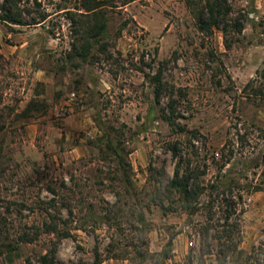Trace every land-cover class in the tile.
Masks as SVG:
<instances>
[{
    "label": "rangeland",
    "instance_id": "1",
    "mask_svg": "<svg viewBox=\"0 0 264 264\" xmlns=\"http://www.w3.org/2000/svg\"><path fill=\"white\" fill-rule=\"evenodd\" d=\"M229 3L228 49L188 0H0V264H218L210 199L161 206L150 169L173 178L174 145L203 185L245 189L241 248L264 261V99L245 94L264 84V0ZM237 125L249 146L222 170Z\"/></svg>",
    "mask_w": 264,
    "mask_h": 264
},
{
    "label": "trees",
    "instance_id": "2",
    "mask_svg": "<svg viewBox=\"0 0 264 264\" xmlns=\"http://www.w3.org/2000/svg\"><path fill=\"white\" fill-rule=\"evenodd\" d=\"M9 1V0H8ZM188 5L191 8L194 16H196L200 29L203 32H212L214 29L222 31L226 37V47L229 49L227 36L230 30L233 29L231 16L234 14V9L230 5L229 0H188ZM91 11L95 9H90ZM88 11V12H91ZM6 14L2 17V20L7 23H14L21 25L23 21L17 19L12 9H4ZM245 17L240 16L236 19L234 27L239 33H243L242 24ZM240 27V28H239ZM264 79V78H263ZM156 83H159V87L156 90V96L158 99L161 97L163 89H161V77L160 75L154 78ZM245 94L250 97H261L264 99V84L259 79L252 80L245 88ZM237 125L234 130L236 133L228 138L226 144L220 151L219 161L222 164L221 169L224 170L229 164L240 154L237 149L245 150L249 146V133H244L238 128ZM103 129V127H101ZM264 134V131L262 132ZM231 134V133H230ZM234 136V137H233ZM110 149L113 150L115 155H118V149L109 144ZM171 152L175 159H180V162L176 165L173 178H167L165 169L158 171L154 168L150 169V173L159 177L158 183L162 186L157 190V194L160 195L161 206L163 209L166 207L163 205L165 201L175 202L178 198L179 206L185 212L190 214L195 213L196 205L200 204L202 199L206 196L210 199L207 209V226L200 232L204 247L202 250L203 257L210 253L205 250L208 247L209 240H214L218 244V264H229L231 261L234 264H264V261L259 259L252 252L251 254L245 252L241 248L242 243V228L240 217L245 214L244 209L240 211V207L244 204L245 189H242L236 182L231 181L229 183L211 184L205 186L202 184L201 178L205 175L201 173L199 169L193 167L192 163L184 162L182 157V148L178 145L171 147ZM156 173V174H155ZM161 180V181H160ZM127 184L131 186L130 180H126ZM167 183V184H166ZM262 191L261 188L257 189ZM163 192V194H162ZM210 194L207 196V193ZM212 230H218L215 236L211 235ZM45 234L55 235L59 239H65L70 237V233L61 231L57 222L45 224ZM29 242V241H26ZM7 248H11L10 245ZM3 254V251H2ZM40 264H60L57 260V252L55 250L49 251L46 255L40 257ZM31 264V263H28ZM94 264H102L101 255L97 251L95 253ZM194 264V263H192Z\"/></svg>",
    "mask_w": 264,
    "mask_h": 264
}]
</instances>
